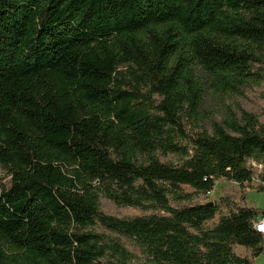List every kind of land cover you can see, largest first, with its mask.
Listing matches in <instances>:
<instances>
[{
	"label": "trees",
	"instance_id": "trees-1",
	"mask_svg": "<svg viewBox=\"0 0 264 264\" xmlns=\"http://www.w3.org/2000/svg\"><path fill=\"white\" fill-rule=\"evenodd\" d=\"M262 65L264 0H0V264H253L263 209L193 193L264 191V121L196 123Z\"/></svg>",
	"mask_w": 264,
	"mask_h": 264
},
{
	"label": "rangeland",
	"instance_id": "rangeland-1",
	"mask_svg": "<svg viewBox=\"0 0 264 264\" xmlns=\"http://www.w3.org/2000/svg\"><path fill=\"white\" fill-rule=\"evenodd\" d=\"M254 69L262 76H249L246 82L238 85L236 90L225 89L223 91H218L214 88L209 89L204 95L203 105L201 106V114L205 117L202 121L197 122L196 125H206L207 120L212 118L219 120L225 115L228 107L236 110L237 106L249 112L260 114L264 121V66L262 65L259 68L255 66ZM191 127H193V125ZM0 179H2L4 183L8 180L6 171L2 167H0ZM257 184V180H254L248 186L242 188L234 181L218 180L210 193L204 194L194 192L193 199L198 202H209L219 201L221 198L226 197L229 200L237 201L240 199L242 191L246 190V204L248 205L251 203L254 207L264 209V191L246 189L255 188ZM187 190L191 191L189 188H187ZM100 206L105 212L116 216L129 217L140 214L138 209L132 207H118L103 198L100 200ZM225 211L226 209H221L222 213ZM218 217L219 214L215 216L214 221H216ZM123 241L130 252L139 254L138 249L132 242L127 240ZM251 258L253 264H264V246L258 254H255Z\"/></svg>",
	"mask_w": 264,
	"mask_h": 264
},
{
	"label": "built area",
	"instance_id": "built-area-1",
	"mask_svg": "<svg viewBox=\"0 0 264 264\" xmlns=\"http://www.w3.org/2000/svg\"><path fill=\"white\" fill-rule=\"evenodd\" d=\"M253 166H256L257 164L254 162H251ZM260 167V165H257ZM253 228L260 234L264 236V211L259 215L257 219L253 221Z\"/></svg>",
	"mask_w": 264,
	"mask_h": 264
},
{
	"label": "crops",
	"instance_id": "crops-1",
	"mask_svg": "<svg viewBox=\"0 0 264 264\" xmlns=\"http://www.w3.org/2000/svg\"><path fill=\"white\" fill-rule=\"evenodd\" d=\"M248 206H253V205H251V203H249ZM263 211H264V209H263ZM262 245L264 246V236H263ZM263 246H262V248H263ZM234 251L239 256H247L248 258H251L250 250L245 248V247H243V246L236 245Z\"/></svg>",
	"mask_w": 264,
	"mask_h": 264
},
{
	"label": "water",
	"instance_id": "water-1",
	"mask_svg": "<svg viewBox=\"0 0 264 264\" xmlns=\"http://www.w3.org/2000/svg\"><path fill=\"white\" fill-rule=\"evenodd\" d=\"M209 205H211L212 204V201H209V202H207Z\"/></svg>",
	"mask_w": 264,
	"mask_h": 264
}]
</instances>
